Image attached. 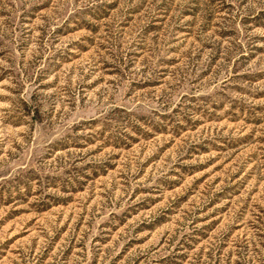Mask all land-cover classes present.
Wrapping results in <instances>:
<instances>
[{
	"label": "rangeland",
	"instance_id": "374dc122",
	"mask_svg": "<svg viewBox=\"0 0 264 264\" xmlns=\"http://www.w3.org/2000/svg\"><path fill=\"white\" fill-rule=\"evenodd\" d=\"M0 264H264V0H0Z\"/></svg>",
	"mask_w": 264,
	"mask_h": 264
}]
</instances>
